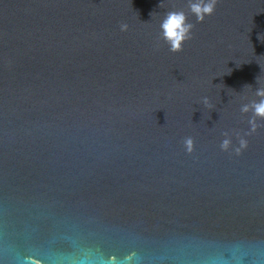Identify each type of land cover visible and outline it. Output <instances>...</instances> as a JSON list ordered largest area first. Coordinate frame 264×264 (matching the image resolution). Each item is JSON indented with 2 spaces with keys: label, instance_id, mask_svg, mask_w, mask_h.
I'll return each mask as SVG.
<instances>
[{
  "label": "water",
  "instance_id": "1",
  "mask_svg": "<svg viewBox=\"0 0 264 264\" xmlns=\"http://www.w3.org/2000/svg\"><path fill=\"white\" fill-rule=\"evenodd\" d=\"M189 2L0 0V264H264V0Z\"/></svg>",
  "mask_w": 264,
  "mask_h": 264
},
{
  "label": "clouds",
  "instance_id": "2",
  "mask_svg": "<svg viewBox=\"0 0 264 264\" xmlns=\"http://www.w3.org/2000/svg\"><path fill=\"white\" fill-rule=\"evenodd\" d=\"M216 2L217 0H190L189 8L198 20L203 21L206 16L214 13ZM127 28V24L121 25V30H126ZM192 28L193 24L187 22L186 13L182 10L168 12L160 23L161 35L172 52L182 49L183 42L191 35ZM258 39L264 41V33H259ZM256 95L260 96L261 99L258 102L254 101L251 105H243L241 111L247 112L251 108L255 115L264 117V88H257ZM204 102L205 104L208 103L207 97L204 98ZM184 143L188 152L193 151L194 142L191 137L186 138ZM228 145L229 141L226 139L222 142L221 147L227 149ZM241 146H246V141L241 140ZM236 151L239 152L240 149Z\"/></svg>",
  "mask_w": 264,
  "mask_h": 264
}]
</instances>
